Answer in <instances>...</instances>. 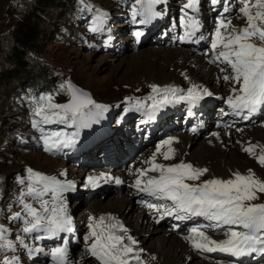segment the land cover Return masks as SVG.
<instances>
[{
	"label": "snow or ice",
	"instance_id": "1",
	"mask_svg": "<svg viewBox=\"0 0 264 264\" xmlns=\"http://www.w3.org/2000/svg\"><path fill=\"white\" fill-rule=\"evenodd\" d=\"M163 0H136V5H141V10L137 11L136 5L132 7L133 22L141 25L147 24L159 12L153 10V6L162 3ZM197 0H188L185 8H194ZM213 4L217 0H212ZM243 5L239 12L245 20L242 27L233 25L231 20L220 19L214 36L211 40V48L214 52V58L210 61L216 63L220 61L225 67L220 71L225 73L218 79L232 84L231 94L227 97L226 103L232 109V112L240 116L245 111L250 115L264 107V0H240ZM146 5V7H145ZM142 18L137 21L136 17ZM182 24L184 20L182 18ZM186 27L189 31L181 40H190L195 36L199 29V22L189 17ZM91 31H96L92 27ZM142 35L136 31L134 36L139 39ZM254 40H259L257 44ZM222 58V59H221ZM65 85H61L64 90ZM156 97H149L153 100L151 108L154 118V111L166 104L188 100L197 102L204 96H212L213 93L201 86L192 85L186 94L182 89L174 86L150 85ZM67 90L71 98L67 103H53V96H41L40 101L34 108L36 116L41 117V121H33V127H39L41 123H67L69 120L80 127H91L92 123L99 122L101 111H106L107 107L96 104L87 93L76 88L70 82L67 84ZM126 100L131 98H125ZM92 106V107H89ZM47 109V111H46ZM96 109L98 111H94ZM49 112L51 115H49ZM191 114V113H190ZM228 113H225L227 115ZM55 118V119H54ZM248 119V115L243 116ZM42 130V129H41ZM192 131H196L195 128ZM77 135L76 133L73 136ZM213 136L219 138V133H213ZM175 138H168L156 145V152L152 157L145 161L150 165L146 169H137V178L133 187L138 191L154 197L157 200L171 201V205L161 203H149L150 209H163L162 215H175L177 220H183L191 216H204L209 220L217 222V227L221 224L231 226L225 235V240L216 241L211 239L199 227H193L190 232L193 236L186 237L196 249H206L207 251H220L229 253L236 257L250 256L254 253L264 254V203H254L259 200L260 194H264V180L256 176L252 169H248L247 174L240 172L232 173L228 179L212 178L202 181L199 184L187 183L186 180L198 181L208 169L194 168L192 164L181 161L180 163L165 165L156 162V154L159 153L165 160L172 159L175 155V149L171 147ZM45 151L59 150L60 146L68 147L75 144L71 136L60 132H53L42 136ZM167 145V151H161ZM252 156L257 163L264 167V145H257L249 142L242 149ZM26 178H18L21 185H26V191L20 195L21 211L14 212L9 217L11 220L23 219L25 227L24 233H33L43 231L46 235H37L35 239L58 237L61 232H71V216L67 213V204L62 200V194L69 190H74L73 182L62 183L54 177L46 176L43 173L35 172L29 168L26 170ZM149 172H158V176H149L146 181L141 177L147 176ZM99 177H88V183L85 187H97ZM115 183L122 181L115 178ZM52 194L53 206L49 208V201L43 197ZM31 196L40 203V209L33 207L31 203L25 202V197ZM56 201H60L56 205ZM23 213V216H22ZM183 213V215L181 214ZM108 220L115 221V217H107ZM106 218L92 217L89 223V235L85 240H91L87 245L91 256L95 257L101 264H130V260H135L138 264H144L140 253L143 249H134L133 245L138 242L130 235L128 230L116 221L112 224H105ZM119 228L130 243H124L125 235H117L114 229ZM243 229V231L239 229ZM99 229V231H98ZM8 229L0 225V249H15L16 243L7 239ZM94 238V239H93ZM21 245L24 244L21 236L16 237ZM65 243H67L65 241ZM210 245H214L211 247ZM27 247V245H24ZM43 248L29 250V255L43 252ZM51 255L55 264H66L67 248L56 246L47 253ZM0 264H20L18 256H7L0 259Z\"/></svg>",
	"mask_w": 264,
	"mask_h": 264
},
{
	"label": "rangeland",
	"instance_id": "2",
	"mask_svg": "<svg viewBox=\"0 0 264 264\" xmlns=\"http://www.w3.org/2000/svg\"><path fill=\"white\" fill-rule=\"evenodd\" d=\"M7 1L0 0V225L8 229L7 239L14 241L16 247L14 250L0 249V259H3L5 255L18 256L20 263L28 260L36 263L33 255H29V250L33 248H28L33 240L38 241L35 239L36 232L24 233L22 229L26 225L23 219H9L12 213L21 211L22 204L19 198L21 192L26 191L28 184L25 180V184L21 185L18 178H26L28 174L26 170L29 168L46 176L54 174L58 166L67 167L70 170L76 164L77 159L71 153L69 158L61 156L62 150L60 149L52 151L54 157L49 155L51 151H45L42 136L53 132L64 134L65 128L55 126L47 132L41 129L35 132L29 122L31 113L27 110L25 103L24 96L29 92L26 89L39 85L48 90V95L53 96V103L64 104L71 98L67 90V82L70 81L87 93L96 104L107 107V110L103 112L106 120L110 114L116 112L118 107L123 106L126 109L127 100L125 98H131L129 100L132 102V98L136 99L133 94L148 97L153 91L147 81L136 85L139 78L133 82L134 84L130 83L137 77L135 74L139 73V70H134V68L132 70L130 65V67H123L120 63L127 55L118 54L119 52L128 48L129 54L131 51L133 54L137 53V49L133 50L129 45H122L123 41L126 44L130 42L127 38L131 34L128 18L121 13L118 15V9L123 0H61L59 4L50 7L42 15L41 38L20 63H15L10 58L11 26L16 16L12 18L13 20L5 19L4 9ZM30 1L24 0L21 9L29 5ZM130 2L136 5V0H130ZM86 6L98 11L102 22H108L110 28L105 30L103 27H97L96 31H91L92 24H88L87 31L85 26L79 22L78 17L87 15ZM136 8L138 9L139 5H136ZM122 33L125 34L124 37L121 36ZM99 42L105 49L96 47ZM132 42H135L134 39ZM254 42L260 43L259 40H254ZM108 43L114 48H107ZM150 48L153 47L145 43L140 50H157ZM167 70L171 72L173 67ZM61 85H65L64 90H61ZM119 114L123 113L115 114L114 124L118 123ZM73 134L70 132L66 135L72 138L77 137ZM121 136L122 133L118 131L114 133L113 139ZM69 160L73 162H68ZM91 160L95 159L91 158ZM257 166L260 169L264 168L259 164ZM68 177L73 176L67 174L63 178L57 176V179L62 183L70 182ZM75 187L74 192L77 193L69 190L70 193L63 194L66 198L62 200L69 208L68 215L71 218L73 215L74 222L80 224L79 219L76 218L77 213L84 210L87 205L85 200H89L90 195L83 192L81 187ZM106 190L104 189L103 192ZM100 195L104 194L98 196ZM258 195L260 199L253 202L263 203L264 194L258 193ZM24 199L25 202L40 209V203L33 197L26 196ZM43 199L49 201V208L53 206L50 192ZM55 203L58 206L60 201ZM80 226L82 227L81 224ZM170 234L179 235V233ZM17 236L23 238V245L16 241ZM51 248L53 247L49 249ZM143 253L141 252L140 255Z\"/></svg>",
	"mask_w": 264,
	"mask_h": 264
},
{
	"label": "bare ground",
	"instance_id": "3",
	"mask_svg": "<svg viewBox=\"0 0 264 264\" xmlns=\"http://www.w3.org/2000/svg\"><path fill=\"white\" fill-rule=\"evenodd\" d=\"M127 44L132 46V49H137V53L133 54L131 51L129 54L127 48L118 54L127 55L120 62L123 67L130 65L132 70L133 68L139 70V73L135 74L137 77L130 82L132 84L139 78L136 85L143 81L149 82L150 85H171L178 89H189L192 85H198L219 96L221 100H225L231 93L232 84L225 82L222 78L218 79L225 73L221 72L214 64L207 63L205 59L197 54L169 47L150 48L157 50H140L142 46H137L135 42ZM169 67H173V71L169 72L167 70ZM144 119L142 118L137 128L142 127ZM102 127L104 126L101 125ZM215 133H219V138L216 136L209 138L196 137L188 132L160 135L156 127L152 126L145 137H142L140 141L135 140L137 144L130 142L129 149L124 150L121 155L115 153L119 150L118 142H109L107 147L112 150L110 160L114 158V161L103 167L89 165L85 161L71 167L70 170L67 167L58 166L56 172L49 174V177H54L61 182L57 179V176L63 178L67 174L72 175L73 179L68 177L70 182H73L74 186L81 187L83 192L90 195V199L85 200L87 205L84 210L77 213L76 218L79 219L82 227L75 222L71 225L74 234H89V225L86 223H90V218H100L106 215L115 217L116 220L107 219L105 224L120 222L128 230L127 235L138 242L133 247L139 246L140 249L149 253L148 257H143L147 264H225L226 262L223 261L203 257L204 249H196L190 240L186 242L183 239L182 235L187 237L194 235L190 232V229L196 225L201 229L204 225L201 222L203 216L190 215L186 219L177 220L175 215H162L163 209H150L147 205H139V202L148 199V197L142 196L138 189L133 187L135 175L132 174L133 169L149 168L150 165L145 161H148L156 152V145L171 137L175 138L171 145L175 149L174 157L165 160L161 154L157 153L155 157L157 163L171 165L184 161L192 164L194 168H207L208 171L204 177L200 178L201 182L212 178L228 179L232 176V173L237 171L247 174L248 169H252L257 177L264 180V168L260 169L256 160L242 150L249 142L264 145V121H260L255 126H246L242 129L219 128ZM132 138H136L134 133L129 135V139ZM167 148L168 146L165 145L161 151H167ZM149 173L151 176L159 175L158 172ZM101 174H104V178L100 179L98 184L104 183V188L95 192L94 187H85V184L88 183V177H99ZM115 178H119L122 183L116 184ZM147 179L143 178L142 181ZM104 189L107 190L103 192ZM74 190L71 191L77 193ZM68 192L66 191L63 194ZM93 193L98 194L92 195ZM99 194L104 195L98 196ZM262 200H264V197H262ZM161 203L171 205L172 202L162 201L155 204L159 205ZM181 214L183 215V213ZM164 216L167 219L163 223L157 222ZM216 225V221L210 220L205 233L209 234L211 238L221 239L226 232L221 231V228ZM62 233L65 234V232ZM170 233H179V235L175 236ZM119 234L125 235L122 231H119ZM127 235H125L124 243H130L127 240ZM55 240L57 241L58 238L56 237ZM34 245L41 248L38 243H34ZM61 247L67 248L69 259L78 261L79 258L74 255L72 249L74 247L72 242L66 239ZM47 253L48 250L40 252L42 256L39 260L44 261L43 257H47ZM80 260L92 262L93 258L82 253Z\"/></svg>",
	"mask_w": 264,
	"mask_h": 264
},
{
	"label": "trees",
	"instance_id": "4",
	"mask_svg": "<svg viewBox=\"0 0 264 264\" xmlns=\"http://www.w3.org/2000/svg\"><path fill=\"white\" fill-rule=\"evenodd\" d=\"M60 1L61 0H31L29 5L22 9L21 7L19 8V12L17 11L16 17L14 16L15 20L11 26L10 58L12 61L20 63L33 49L41 38L40 21H42V15H44L50 7L59 4ZM26 90L29 92L24 96L25 103L27 104L29 113H32L39 94L48 90L39 85L29 87ZM31 117L30 115L29 122L31 121Z\"/></svg>",
	"mask_w": 264,
	"mask_h": 264
},
{
	"label": "water",
	"instance_id": "5",
	"mask_svg": "<svg viewBox=\"0 0 264 264\" xmlns=\"http://www.w3.org/2000/svg\"><path fill=\"white\" fill-rule=\"evenodd\" d=\"M24 0H8L7 1V4L5 6V9H4V16H5V19H12L17 11L19 10V8L21 7L22 3H23ZM70 81L67 82V84L69 83ZM72 85H74L76 88L82 90L80 87H78L77 85H75L74 83L70 82ZM83 91V90H82ZM84 92V91H83ZM85 93V92H84ZM71 95V94H70Z\"/></svg>",
	"mask_w": 264,
	"mask_h": 264
}]
</instances>
